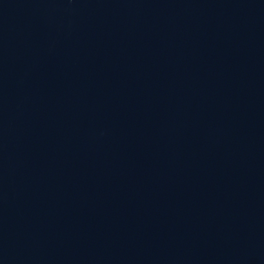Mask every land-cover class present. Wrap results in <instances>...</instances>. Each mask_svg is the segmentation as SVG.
<instances>
[{
    "label": "water",
    "instance_id": "95a60500",
    "mask_svg": "<svg viewBox=\"0 0 264 264\" xmlns=\"http://www.w3.org/2000/svg\"><path fill=\"white\" fill-rule=\"evenodd\" d=\"M0 264H264V0H0Z\"/></svg>",
    "mask_w": 264,
    "mask_h": 264
}]
</instances>
